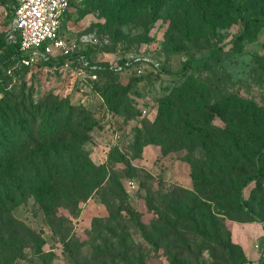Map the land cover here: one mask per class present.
<instances>
[{
    "label": "rangeland",
    "instance_id": "1",
    "mask_svg": "<svg viewBox=\"0 0 264 264\" xmlns=\"http://www.w3.org/2000/svg\"><path fill=\"white\" fill-rule=\"evenodd\" d=\"M101 8L93 0L74 1L62 34L75 41V53L56 54L47 65L16 62L6 72L17 82V92L26 88L34 101L50 95L68 98L93 115L95 128L83 149L103 168L104 178L76 212L58 209L53 227L35 200L19 206L15 216L28 230H19L24 257L13 264H226L213 243L194 233L197 222L200 230H212L217 223L222 235L229 233L247 260L258 264L264 255L261 196L254 201L261 219L241 215L235 205L212 196V188H201L194 180V171L204 169L212 151L200 147L165 152L159 143H147L146 134L158 120L161 97L188 78L205 85L214 100L238 97L255 103L251 111L259 109L257 116L264 119V27L249 28L234 43L240 15L264 14V0H133L111 18ZM7 14L0 6V40ZM218 45L225 47L210 57ZM82 56L94 65L144 61L99 81L84 68ZM130 82L136 85L128 93L132 111L140 113L133 120L111 109L101 94L106 88L125 89ZM212 124L227 127L221 119ZM244 130L249 136L254 132ZM245 143L249 146L244 152L255 150L254 142ZM224 150L232 152L228 146ZM255 186L244 191L250 202ZM121 204L135 218L122 212ZM37 242L42 243L40 252Z\"/></svg>",
    "mask_w": 264,
    "mask_h": 264
},
{
    "label": "trees",
    "instance_id": "2",
    "mask_svg": "<svg viewBox=\"0 0 264 264\" xmlns=\"http://www.w3.org/2000/svg\"><path fill=\"white\" fill-rule=\"evenodd\" d=\"M74 1L70 0L62 28L70 17ZM130 1L133 0H93L108 18L122 14L120 10L125 7L117 9ZM0 6L8 11V27L13 1L0 0ZM239 23L241 29L235 44L246 37L249 28L264 27V14H241ZM224 47L215 46L210 57ZM0 52L3 61L0 62V264H13L24 257L19 245V230H28L15 216L19 206L28 199L35 200L53 227L52 218L58 209L76 212L78 205L103 185L104 178L100 173L103 168L91 162L83 149L95 128L93 115L68 98L50 95L34 101L26 88L17 92V82L6 72L16 62L22 64V55L17 45L7 42L6 33L0 40ZM260 66L264 69L263 64ZM191 67V61L184 65V76ZM88 72L93 75L92 71ZM95 74L96 80L101 81L104 75L114 73L104 70ZM136 81H142V78H136ZM203 87L205 85L198 80L188 78L175 86L169 95L161 97L160 115L152 131L146 134L150 141L147 143H159L165 152L193 151L200 147L212 151L202 166L204 169L194 171L195 182L201 188H212V196L229 201L241 215L261 219L254 201L259 202L261 198L264 201V119L257 116L259 109L251 111L256 107L255 103L238 97L214 100ZM135 89L136 85L130 82L125 89L106 88L101 94L111 109L133 120L140 113L132 111L128 93ZM215 119L225 121L227 127L213 126ZM248 128L254 131L250 136L244 130ZM246 140L255 143V150L244 152L243 148L249 146L248 143L242 145ZM139 142L138 139L136 148ZM227 146L228 151H232L229 154L224 150ZM252 184L256 186L252 191L254 199L250 202L244 191ZM121 211L135 218V212L128 205L121 204ZM200 224L196 223L198 230L194 233L213 243L215 252L219 251L227 259L226 264H253L247 260L242 248L232 242L229 233L222 235L223 230L217 223H213L212 230H200ZM41 246L42 243L35 244L39 252ZM258 264H264V255Z\"/></svg>",
    "mask_w": 264,
    "mask_h": 264
},
{
    "label": "built area",
    "instance_id": "3",
    "mask_svg": "<svg viewBox=\"0 0 264 264\" xmlns=\"http://www.w3.org/2000/svg\"><path fill=\"white\" fill-rule=\"evenodd\" d=\"M13 14L6 30V40L17 45L22 55V64L32 67L49 62L56 54L69 56L75 53L77 44L63 37L62 24L69 10L70 0H12ZM81 61L86 70H108L122 73L143 59L134 58L117 63L92 64L85 57ZM15 82V80H14Z\"/></svg>",
    "mask_w": 264,
    "mask_h": 264
},
{
    "label": "crops",
    "instance_id": "4",
    "mask_svg": "<svg viewBox=\"0 0 264 264\" xmlns=\"http://www.w3.org/2000/svg\"><path fill=\"white\" fill-rule=\"evenodd\" d=\"M8 28V27H7ZM7 30V29H6Z\"/></svg>",
    "mask_w": 264,
    "mask_h": 264
}]
</instances>
